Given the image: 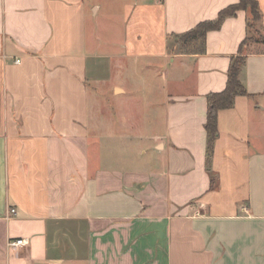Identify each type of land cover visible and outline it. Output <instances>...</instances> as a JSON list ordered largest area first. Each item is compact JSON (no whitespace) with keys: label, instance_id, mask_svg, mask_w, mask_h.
I'll return each mask as SVG.
<instances>
[{"label":"crops","instance_id":"obj_1","mask_svg":"<svg viewBox=\"0 0 264 264\" xmlns=\"http://www.w3.org/2000/svg\"><path fill=\"white\" fill-rule=\"evenodd\" d=\"M238 2L0 0V264H264V43L244 47L248 95L219 111L208 160L207 95L247 12L177 37ZM124 59L157 65L144 102Z\"/></svg>","mask_w":264,"mask_h":264},{"label":"trees","instance_id":"obj_2","mask_svg":"<svg viewBox=\"0 0 264 264\" xmlns=\"http://www.w3.org/2000/svg\"><path fill=\"white\" fill-rule=\"evenodd\" d=\"M238 10H244L247 12V35L240 44L239 54L233 56L230 60L225 88L220 92H214L207 95V114L204 128L207 137L206 149L208 160L213 153L214 142L218 136L217 118L219 111L233 107L237 96L248 95L245 87L239 79V73L245 62L243 54L244 47L250 42L264 43V37L259 26L261 12L258 2L257 0H239L238 3L222 9L215 20L200 22L194 29L177 36L178 39L184 42L189 40L203 42L208 31L218 29L226 17L234 16Z\"/></svg>","mask_w":264,"mask_h":264},{"label":"rangeland","instance_id":"obj_3","mask_svg":"<svg viewBox=\"0 0 264 264\" xmlns=\"http://www.w3.org/2000/svg\"><path fill=\"white\" fill-rule=\"evenodd\" d=\"M99 3L104 6L106 4H111L113 0H98ZM103 8V7H102ZM104 12V10L102 9ZM104 14V13H103ZM102 16V12H100L99 17ZM101 19L104 17H100ZM100 22V20H99ZM96 30L101 32V36H105L106 34L113 35L117 33L118 30L122 29V24H91ZM106 30V31H105ZM118 66L122 67L123 72L121 79L125 80V87L129 89H133L136 92H143L144 98L141 99L144 102V99L151 95L153 86L158 87L163 84L162 76L157 75V65L151 64L149 60H119L117 61ZM118 72L116 73V79L119 77L117 76ZM159 79L161 81H159ZM152 87V88H151ZM151 91V92H150ZM158 91V89H157ZM141 94V93H140ZM156 99L160 98L158 96V92L153 94ZM101 103L103 104L105 100L100 99ZM147 107H145L144 113H147ZM104 114L107 115V112Z\"/></svg>","mask_w":264,"mask_h":264},{"label":"built area","instance_id":"obj_4","mask_svg":"<svg viewBox=\"0 0 264 264\" xmlns=\"http://www.w3.org/2000/svg\"><path fill=\"white\" fill-rule=\"evenodd\" d=\"M15 62H19V60L17 59ZM13 213H15V208H9L8 214H13ZM26 244H27V241L25 239H15L9 242V245L11 246H22Z\"/></svg>","mask_w":264,"mask_h":264}]
</instances>
